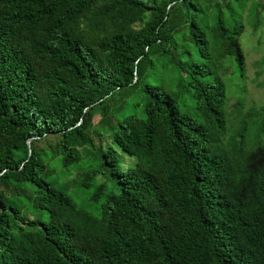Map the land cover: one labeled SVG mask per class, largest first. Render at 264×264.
Returning a JSON list of instances; mask_svg holds the SVG:
<instances>
[{
	"label": "trees",
	"instance_id": "16d2710c",
	"mask_svg": "<svg viewBox=\"0 0 264 264\" xmlns=\"http://www.w3.org/2000/svg\"><path fill=\"white\" fill-rule=\"evenodd\" d=\"M200 1L0 0V264H264V115L254 142L247 119L227 135L217 73L233 56L243 75V25L226 27V0ZM156 67L173 85L148 81ZM132 89L144 115H113ZM96 114L98 128L116 119L92 152ZM56 146L64 166L96 158L109 171L91 195L98 217L45 180Z\"/></svg>",
	"mask_w": 264,
	"mask_h": 264
},
{
	"label": "rangeland",
	"instance_id": "374dc122",
	"mask_svg": "<svg viewBox=\"0 0 264 264\" xmlns=\"http://www.w3.org/2000/svg\"><path fill=\"white\" fill-rule=\"evenodd\" d=\"M210 1L204 0L206 4H202L200 1L199 4L205 8ZM219 3L224 23L228 29L239 22L243 25V29L239 34V44L245 58L243 75L239 76L237 62L233 56L223 58L224 67L217 71L225 83L227 92L226 109L229 120L227 135L236 130L242 119H247L250 125L246 137L248 142L251 143L254 142L256 131L261 125L259 120L264 115V0H226V2ZM213 48L212 50L215 52L217 47L216 49ZM170 76L174 79L171 74ZM168 77V73L156 67L154 74L150 75L148 81L165 84L166 86L173 85ZM173 88L177 93L179 109L200 120L201 114L197 109L191 89L175 85ZM144 101L145 95L139 89L123 90L111 101L113 115L118 113L120 107H124L127 113L136 112L138 116H143ZM115 119V116L109 117L110 122H105L98 128V114L92 118V128L89 131L94 141L95 149L92 152H96L99 147L105 149L110 144V123ZM253 120L259 122L254 125L252 124ZM97 128L95 136L93 129ZM50 142L52 141L50 140ZM50 142L40 143L39 148L45 149ZM119 154L127 159L129 165H134L135 158L133 156L124 155L121 151H119ZM62 156L61 150L56 146V158L53 161H47L46 164L45 180H56V186L59 187L68 186L66 192L74 206L85 210L94 217H98L99 206L91 201V195L98 183L103 181L109 185L112 183L113 179L109 171L104 168L100 170L96 158L93 161L85 158L76 165L64 166L62 165ZM88 170H96L98 173L89 188L82 189L77 182ZM27 187L30 189V186ZM2 196L0 193V197ZM28 217L30 218V215Z\"/></svg>",
	"mask_w": 264,
	"mask_h": 264
},
{
	"label": "water",
	"instance_id": "95a60500",
	"mask_svg": "<svg viewBox=\"0 0 264 264\" xmlns=\"http://www.w3.org/2000/svg\"><path fill=\"white\" fill-rule=\"evenodd\" d=\"M30 154V151L28 150V155Z\"/></svg>",
	"mask_w": 264,
	"mask_h": 264
}]
</instances>
